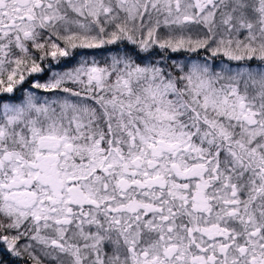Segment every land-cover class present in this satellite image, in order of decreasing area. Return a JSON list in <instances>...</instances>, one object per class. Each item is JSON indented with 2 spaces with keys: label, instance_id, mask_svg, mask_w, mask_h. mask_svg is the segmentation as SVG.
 <instances>
[{
  "label": "snow or ice",
  "instance_id": "1",
  "mask_svg": "<svg viewBox=\"0 0 264 264\" xmlns=\"http://www.w3.org/2000/svg\"><path fill=\"white\" fill-rule=\"evenodd\" d=\"M0 264H264V0H0Z\"/></svg>",
  "mask_w": 264,
  "mask_h": 264
}]
</instances>
